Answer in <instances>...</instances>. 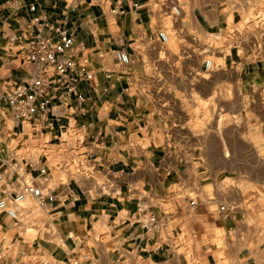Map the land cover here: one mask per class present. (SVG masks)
<instances>
[{
	"label": "crops",
	"instance_id": "obj_1",
	"mask_svg": "<svg viewBox=\"0 0 264 264\" xmlns=\"http://www.w3.org/2000/svg\"><path fill=\"white\" fill-rule=\"evenodd\" d=\"M121 6L125 13L112 12ZM46 23L74 33L95 77L78 85L83 108L56 106L52 125L34 117L14 127L0 99L5 159L37 179L47 165L45 186L55 199L46 213L59 237L0 242V264H48L43 257L51 264H261L239 242L242 229L258 228L245 224L241 207L221 209L226 186L211 171L227 168L213 155L225 153L228 127L214 123L242 114L248 90L264 91V0H0V94L39 71L9 54L18 49L11 37L49 35ZM219 37L217 46L211 39ZM117 49L130 54L128 65L117 61ZM212 57L219 63L206 69ZM44 139L76 152L85 162L79 169L91 171L74 175L65 161L56 181L48 157H31ZM14 185L8 177L0 191ZM142 213L159 223L147 228ZM220 233L230 235L223 245Z\"/></svg>",
	"mask_w": 264,
	"mask_h": 264
},
{
	"label": "built area",
	"instance_id": "obj_2",
	"mask_svg": "<svg viewBox=\"0 0 264 264\" xmlns=\"http://www.w3.org/2000/svg\"><path fill=\"white\" fill-rule=\"evenodd\" d=\"M138 3H134L137 7ZM35 9V5H31ZM112 12L125 13L126 8H114ZM173 14L179 17L181 9L173 6ZM50 30L49 35L39 33L22 40L19 36L11 37L12 47H18L10 55L19 59L20 64L34 63L38 66V74L29 81H11L7 83L9 89L0 94L11 110L15 126H22L25 120L31 118L47 119L53 124L50 114L56 106L80 110L86 100L85 94L78 85L82 81H91L95 77L93 68L84 54H78L75 49V35L65 25L46 23ZM230 36L233 31H229ZM159 38L166 42L169 35L165 30L158 31ZM117 61L123 65L130 63V54L123 50L115 51ZM214 62L211 58L204 60L206 69L212 68ZM64 126H62L63 128ZM8 146L0 139V183L8 177L14 178L15 190L5 188L0 191V214L5 213L11 219L20 220V210L23 203L30 197L41 207H48V203L55 199V195L45 186L47 179V165L40 167L41 179L18 170L14 162H7L4 156ZM194 201H192L193 203ZM233 206L221 205L222 210H233ZM142 208L140 207V210ZM145 219L144 226L152 228L159 223L154 214L142 213ZM47 263V261H46ZM69 264H81L78 258L69 260Z\"/></svg>",
	"mask_w": 264,
	"mask_h": 264
},
{
	"label": "rangeland",
	"instance_id": "obj_3",
	"mask_svg": "<svg viewBox=\"0 0 264 264\" xmlns=\"http://www.w3.org/2000/svg\"><path fill=\"white\" fill-rule=\"evenodd\" d=\"M211 41L219 46L222 42L224 43V37L214 38ZM211 59L219 63V60L214 57ZM258 93L255 90L246 92V104L242 114L237 116L229 115L228 122L214 123L220 129L222 126L228 127L223 141L225 153L213 155L214 162L223 163L224 166L227 165V168L211 172L214 176H219L218 181L222 180L221 182L226 186L225 191L226 195H228V204L226 206H233V209L238 206L248 211L249 214L245 219V224L258 228L242 229L244 233H240L241 239H239V242L240 246L255 249L257 251L256 254L260 256L261 264H264V91L261 94ZM259 96L263 100H258ZM2 115L0 113V117ZM6 118L9 126L12 127L13 121L7 112ZM64 136L70 139L67 135ZM3 138L0 137V139ZM47 140L44 139L42 141L39 151L33 153L31 157L34 160H39L40 156H43V161L48 157L49 164L56 169L54 170L56 181L62 175L61 165H64L65 161L70 166L74 163L71 166L74 175L78 173L88 175L91 169L85 166L79 169V163L82 158L78 157L76 152H73V155L66 150L65 145L50 144ZM55 141L57 140L51 142L54 143ZM16 143L17 140H13V145ZM45 145H47V148L42 150ZM241 197H243L244 201L240 205ZM23 206L20 210L21 215L18 222L5 213L0 214L1 243L22 244L33 241H45L46 239L59 240L56 229H53L50 217L46 213L47 207H39L34 199L30 197L23 203ZM46 227L49 229H46ZM232 236L236 239L237 230L232 232ZM218 238L219 245H223L230 238V235L228 233H220ZM230 252H236V249ZM42 260L48 261V264L53 263V260L47 257H43Z\"/></svg>",
	"mask_w": 264,
	"mask_h": 264
}]
</instances>
